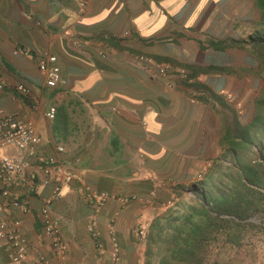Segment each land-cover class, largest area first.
<instances>
[{"label": "crops", "instance_id": "crops-1", "mask_svg": "<svg viewBox=\"0 0 264 264\" xmlns=\"http://www.w3.org/2000/svg\"><path fill=\"white\" fill-rule=\"evenodd\" d=\"M217 5L218 0H0V111L33 125L41 138L38 154L63 146L65 166L112 196L95 211L78 196L76 181L52 205L67 246L66 264H137L130 253L136 226L148 211L138 197L182 185L174 174L200 170L206 152L219 150L220 134L229 139L235 111L224 91L239 94L246 113L254 111L263 83L258 64L247 45L220 37L221 28L208 25ZM16 48L56 56L65 84L47 88L36 61L14 54ZM136 55L171 64L175 73L168 79L178 84L151 79ZM18 85L38 102L17 92ZM50 107L56 109L52 122L45 116ZM29 161L27 173L34 171V158ZM40 184L35 194L23 187L28 212L16 217L31 245L30 259L38 250L56 264L41 213L52 185ZM125 197L137 199L121 202ZM92 222L96 237L89 232ZM0 264H10L1 247Z\"/></svg>", "mask_w": 264, "mask_h": 264}, {"label": "rangeland", "instance_id": "rangeland-1", "mask_svg": "<svg viewBox=\"0 0 264 264\" xmlns=\"http://www.w3.org/2000/svg\"><path fill=\"white\" fill-rule=\"evenodd\" d=\"M218 2L219 5L212 13L214 20L208 25L213 28L219 26L220 37L226 36L247 46L252 44V48L256 43L264 42V14L258 6V0ZM255 54L252 53V56L258 66H254L261 74L259 76L263 83L260 93L255 95L252 114L245 112L239 94L224 91L225 96L232 98L229 104L235 111L232 115L235 120L230 126L232 132L229 139L226 134H220L219 150L213 155L206 152L205 163L200 170L174 174L175 180L179 176L182 177V185H177L171 192L169 188L161 187L163 189L149 190L147 195L138 197L141 199L140 206H145L148 211L136 226V233L143 230V238L139 240L138 235L136 236L138 239L130 253L133 259H137V264H264V230L248 231L236 243L224 237L219 226L218 228L211 225L208 228L209 235L198 250L196 259L185 257L178 252L179 248H184L188 242L184 235L190 227L187 222L202 221L199 217L202 216V206L198 196H214L222 188L232 190L235 187V182L231 179V175H234L232 170L237 171L238 164L256 165L260 160L259 154L264 156V63ZM262 56L264 59V50ZM200 93L208 101L213 99L207 91ZM193 96L196 99L198 95ZM243 116L244 122H241ZM136 199L129 197V201ZM262 225L264 226V223ZM175 227L181 232L176 240Z\"/></svg>", "mask_w": 264, "mask_h": 264}, {"label": "built area", "instance_id": "built-area-1", "mask_svg": "<svg viewBox=\"0 0 264 264\" xmlns=\"http://www.w3.org/2000/svg\"><path fill=\"white\" fill-rule=\"evenodd\" d=\"M81 7L84 5L81 4ZM14 54L36 61L39 72L45 78L47 88L55 89L65 84L57 57L48 51L34 55L30 50L16 48ZM133 58L151 79H167L168 87L178 84V81L168 79L171 73H175L171 64L156 61L145 55H136ZM177 77L183 79L182 75ZM3 90L4 85L0 79V92ZM15 90L21 95L31 96L35 102H38V97L33 96L26 87L18 85ZM226 99L230 101L232 98L226 96ZM45 116L48 121H54L56 109L50 107ZM40 144L41 138L32 124L23 122L14 112L0 111V247L7 252L10 264H53L38 250L30 259L31 245L23 236L21 219L16 217V212L21 215L28 212V208L23 204V187L35 194L38 190L37 181L45 186L52 185L50 196L42 199L41 213L43 232L57 259L56 264H66L68 252L62 234L61 221L51 214L52 205L62 198L65 190L76 181L80 183L77 189L78 196L95 211L104 208L112 199L108 192L95 190L88 184H84L78 174L65 166L60 158L65 153L63 146L58 145L54 153L45 155L37 152ZM33 158L34 171L27 173L30 167L29 160ZM39 176H42L41 179ZM120 200L128 202L129 198ZM89 232L97 236L94 222L91 223ZM137 235L139 240H142L143 230H139ZM112 242L114 248L112 258L116 259L119 255V247L115 239Z\"/></svg>", "mask_w": 264, "mask_h": 264}, {"label": "trees", "instance_id": "trees-1", "mask_svg": "<svg viewBox=\"0 0 264 264\" xmlns=\"http://www.w3.org/2000/svg\"><path fill=\"white\" fill-rule=\"evenodd\" d=\"M258 6L264 14V0H258ZM262 43H256L255 48L249 44L247 48L251 53L255 52L257 58L264 63L262 58L264 45H258ZM259 158L260 160L256 165L238 164L236 166L237 171L232 170L234 175H231V179L235 182V187L232 190L222 188L214 196L212 194L198 196L202 206V216H199L202 221L193 222L191 220L187 222L190 227L184 235L188 242L184 248H179L180 254L196 259L198 250L209 235L208 228L211 225L219 226L222 235L227 237L229 241L236 243L248 231L264 230L262 225L264 216H260L264 214L262 213L264 211V156L260 153ZM174 230L177 233L176 240L181 232L177 231V227ZM213 264L220 263L215 262Z\"/></svg>", "mask_w": 264, "mask_h": 264}]
</instances>
